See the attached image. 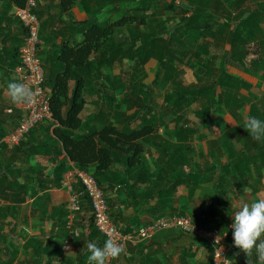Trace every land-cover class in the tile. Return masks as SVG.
<instances>
[{"label":"trees","instance_id":"trees-1","mask_svg":"<svg viewBox=\"0 0 264 264\" xmlns=\"http://www.w3.org/2000/svg\"><path fill=\"white\" fill-rule=\"evenodd\" d=\"M251 1H255L254 6L250 4ZM26 2L27 0H10V4L3 10L5 22L13 23L7 18L12 4L23 7ZM76 3H80L83 8V15L81 20L72 23L70 29H73V35L66 37L63 36L61 29L55 30L56 37L63 36L62 44L53 45L45 56V64L42 62L45 72L44 84L49 90L52 119L44 120L31 129L25 136L28 139L24 138L12 148L11 157L28 162L39 154L58 157L66 152L71 160L77 162L80 170L87 171L95 177L105 194L111 217L122 225L124 233L151 223L143 221L137 215L138 212L154 211L157 212L158 218L188 214L200 227L219 229L233 237V231L229 228L233 218L219 211L220 203L226 197L228 187L236 182L237 178L249 177L245 167L252 162L264 166V140L257 141L249 135L244 128L241 113L248 105L250 107L248 116L264 120V94L259 97L252 90L255 84L260 83V86L261 82L264 84V0L261 2L256 0H170L169 2L166 0H57L59 14L44 10L47 12V19L60 22L62 15L68 9H72ZM159 8L169 12L166 19L158 18L163 26L160 25L158 30L143 32L140 25L149 24L148 21H157L155 16ZM34 11L41 22V40L46 24V20L42 21V14L46 12ZM19 22L16 23L18 29L10 32L9 25L6 23V26L2 27L0 19V37L3 43L0 49V62L4 59L9 60L8 66L12 69L20 64L19 50L27 33ZM76 33H80L82 38L77 39ZM70 43L73 45H69ZM251 43H255L262 52L259 51L256 57L248 60V47ZM226 44H229L230 50L225 55H220V52L224 53ZM39 46L40 43L38 48ZM92 54L93 56L90 57ZM38 55L40 58L41 54ZM220 58H223L224 62L221 63L220 73L217 75L216 62ZM150 59L159 62L153 84L160 88H165L170 82L177 84L175 90L167 91L165 94L169 113L161 119L153 113L158 105L155 89L151 84L143 85L138 76L142 74L145 64ZM125 60L132 62L125 72L129 76L130 93L129 90L121 91L120 73L111 75L105 71L106 68L115 70L117 64L123 66ZM228 63H239L248 76L256 78V82L237 75L233 71L236 69L234 66L227 68ZM94 64H97L96 71H92ZM184 64L199 69L203 75H199L192 84H184L177 80L180 67ZM72 80L74 86L70 85ZM9 81H13L12 76ZM96 81L101 102L100 109L84 121L82 111L86 103V94L92 92L93 89L90 88ZM119 92H123L124 96L120 100ZM204 99L202 109L195 112L197 120L189 123L182 114L184 107H189L193 100ZM131 109L135 111L127 115L126 112ZM211 110L218 114L219 120L226 117L230 125L228 132L245 130L237 138V141L241 142V147L238 149H235L231 142L229 133L224 139L228 151L227 163L219 162L218 166L211 168V173L206 174V169H203L199 162H192V158L183 151V145L174 143L176 149H172L171 143L163 139L158 144L160 148L158 158L151 165L146 164L141 168V162L137 160L140 148L138 140L141 137L157 132L158 128L167 121H175L177 135L182 140L195 134L203 138L201 131L212 123ZM21 116L22 114L13 107L12 113L2 123H11L13 130ZM137 116L141 119L140 124L131 127ZM78 130L84 134L75 136L74 132ZM38 133L44 137L42 143L34 142ZM2 138L3 133L0 134V147L6 148L7 145L2 142ZM126 143L132 144L134 153L130 152L131 148L126 147ZM216 160L220 161L217 157ZM116 164H120L122 168L113 169ZM90 165H94L95 168L90 169ZM65 168L63 162L51 170L55 178L50 180L48 186L60 185ZM12 174L11 168L6 172L0 167V198L9 202L0 205V211L4 214L3 228L9 224L7 218L15 206L25 201L23 191L27 186L17 180L13 182ZM211 179L216 181V191L212 198L209 197L208 201L207 198L203 199L199 206L187 211L188 202L195 190L201 188L203 182ZM246 182L249 183V180ZM141 183H145V186L142 187ZM182 185L188 186L190 194L186 197L180 194L177 204L178 199L175 198L177 189ZM74 188L76 191H81L83 187L81 184H75ZM120 189H123L122 199L127 195L132 196L135 200L131 201L133 207L136 208L139 204V209H143L128 213L131 203L124 209L115 208L114 200L109 193L120 194ZM257 189L253 186V191ZM139 195V200L140 198L148 200L152 197L157 198L158 201L154 206L147 207V204L141 206L140 201L135 199ZM79 200L80 210L84 208L91 210L90 236L102 237L98 242V246L102 247L105 239L94 225L89 194L82 193ZM123 202L126 204L124 199ZM55 214L60 218L57 221L54 219ZM67 215L63 205L52 209V219H50L53 222L52 227L56 226L62 232L56 234L58 238L66 239L68 236V232L64 229L68 224ZM53 236L55 237L50 234L47 243L38 247L40 250L35 252L33 259L27 258L21 264H30L28 262L31 261V264H42L45 254L51 257L55 253L54 249L59 252L64 243L56 237L53 241ZM7 237L8 234L0 233V242L5 244L4 249L0 248V255L2 252H9L5 257L0 256V264H15L18 252L17 250L10 252L6 243ZM194 238L206 245L212 262L213 248L198 235L194 234ZM234 250L239 251V248ZM228 256L233 258L230 254Z\"/></svg>","mask_w":264,"mask_h":264},{"label":"crops","instance_id":"crops-1","mask_svg":"<svg viewBox=\"0 0 264 264\" xmlns=\"http://www.w3.org/2000/svg\"><path fill=\"white\" fill-rule=\"evenodd\" d=\"M261 1L262 0H256V2ZM8 4H10V0H0V19L2 20L1 26H6L7 23L10 28L9 31L12 32L18 29V26L16 27V23L19 21V19L16 17L14 11L17 6L12 4V9L9 10V12L7 13V18L8 20L11 19L13 23H10V21L5 22V19H3V10L8 6ZM56 4L57 0H42L39 5V11L46 12L44 10H47V12L56 13L58 15L59 10ZM250 4L254 6L255 1H251ZM82 9L83 8L81 7L80 3H76L72 7V9H68V11H66V13L62 15L61 19H59L60 22L49 21L47 19V12L45 14H42V21L46 20V24H44L45 28H43V37L40 40L38 53L41 54L40 58L42 59V62H44V64L46 60L45 56L47 52L53 48V45L62 44L61 41L63 36L67 37L69 35H73V29H70L71 25L74 21L81 20L83 15ZM57 29H61L63 31V36L59 35L58 37H56L54 35V31ZM75 36L77 39L82 38L80 33H76ZM1 41L2 37H0V49L3 46V43ZM69 45L72 46L73 43H70ZM255 45V43H251L252 47H248V54H254L256 57L257 54H259V51L262 52V50L261 48H258L257 45L256 47H254ZM229 49V44H226L225 50L223 51L224 53L221 54L220 52L219 54L225 55L227 51H229ZM92 56L93 54L90 57ZM221 60L223 61V58L218 59L216 62L217 70L215 71V73L217 75L220 73L219 71L222 65ZM9 62L10 61L7 59H4L2 60V62H0V134L3 133L2 142L3 139L8 135L7 133L13 127L11 123H2L5 122L10 113H12V111L9 112V110H12L14 107L21 114H23L24 112V106L14 104L8 94L7 85L10 82V76H12V80L20 82L16 75V70L20 66V64L15 69H12L8 66ZM183 67L185 66L182 65L180 68ZM127 68H125V71L128 70ZM112 70L114 69L107 68L106 72L110 74ZM235 70H238L243 73L241 77L245 76L249 78L251 82H256V78L254 76H248V74H246L244 71L245 69L239 70L236 68ZM176 78H178V76ZM196 80L197 79H195L194 82H196ZM182 82L184 81L182 80ZM186 83L192 84L184 82V84ZM92 84L93 86L90 89L93 90L90 94H86V103L84 104L85 106L82 111V117L84 121H86L92 115L96 114L99 111L101 105L97 91L98 82L96 81ZM70 85L74 86L73 80L70 82ZM255 86L252 88V90L257 93L259 97H261L264 94H262L264 84L263 86L261 85L259 88ZM164 100L166 102L165 97ZM156 101V103L158 104L159 97H157ZM203 102H205V99L193 100V102H191L192 104L189 107H184L182 114L186 119L189 120V123H193L197 120L195 112L202 109ZM165 105L167 110L162 114L161 118H163L167 113H169L167 103H165ZM158 107L159 104L156 106L155 109L158 110ZM249 109L250 107L248 105L245 106L243 110L244 114L248 115ZM131 111L132 109L128 110L126 114L130 115L134 112ZM153 113L157 114V111L154 110ZM157 116L159 117L158 114ZM210 116L212 118V123L201 131L203 132V138H200L199 135L195 134L193 135V137H189L186 140H184V138L182 140V138L178 137L177 135V125L175 121H167L165 124L161 125L158 128L157 132H151L149 134H146L144 137H141V139L138 140L140 148L138 150L139 154L137 157V160L139 159L141 162V168L146 164L151 165L152 162L158 158L160 153V148L158 144L162 142L163 139L171 143L172 149H176V147L173 146L174 143L178 144L179 146L183 145V151H185L189 158H192V162L196 161L197 159L201 167L203 169H206V174L211 173V168L218 166L219 162H221L222 164L227 163L228 151L226 150L227 146L225 145L224 140L227 137V134H230L231 142L236 147L235 149L241 147V142L239 140L237 141V139L234 138L232 132H228L230 125L226 117L219 120L218 114L213 110H211ZM242 116L244 119V115ZM137 117L131 123V127H136L140 124L141 119ZM163 126H165V132H162L160 129ZM81 134H84V132H82L81 130L74 132L75 136ZM241 135L242 133L239 132L238 137H240ZM27 139L28 137L25 138V140ZM43 139V135H39L38 133V136H36V140L34 142L42 143ZM131 145L132 144L130 143H126V147L131 148L130 152L134 153L135 149L131 147ZM178 145L177 147L179 148ZM161 149L163 150V147ZM11 150L12 148L8 147L0 149V167L3 171L5 170L6 172H8L11 168L13 172V174L11 175L12 181L16 182L17 180L19 183L26 184L27 186L26 190L23 191L25 201L15 206V208L12 210L11 215L7 218V223L9 224H6L4 228L2 220L4 214L2 211H0V233L8 234L6 243L7 246H9L8 248H10V252H15V250H17L18 252V257L15 261V264H21L27 258L29 260L33 259L35 257V252H37V250H40V248L38 247H40V245L44 246L47 243L50 234H53L56 237V234L62 233L61 229H58V227H52L53 222L50 220L52 219L51 215L53 207L60 205H63L68 213V224L64 228L65 231L68 232V236L66 239L56 237V239H58L59 241H63V246L60 247L59 252L54 249L55 253L51 257H48V255L45 254V262L43 261L42 264H88L89 253H87V249L85 248V242L94 241L98 244L99 240L102 239V237L90 236L91 210L86 208L81 209L74 214L72 219L69 218L68 199H70L72 193L76 191V189L74 188L75 183L71 184L72 187L70 186V183L75 179V175L80 169L77 162L71 160L66 155V152H63L58 157L49 154H39L31 158V160H29L28 162L21 161L17 160L14 157H11ZM216 157L219 158L220 161H217ZM63 162L66 168L62 174L60 185L48 186L50 184V180L55 178L54 175L51 174V170L54 167L59 166ZM89 168L94 169L95 166L90 165ZM119 168H122L120 164H116L113 167V169ZM245 168L247 176L249 177H239L237 178L236 182H233V184L228 187V193L226 197L222 199L220 203L221 206L219 207V211L222 214H225L227 216L231 215L230 217H232V215L244 203L253 201L257 198L258 195H264V166H261L259 163L254 164L252 162ZM215 179L203 182L201 184V188L195 190L194 195L188 202L187 211L194 209L196 206H199L200 202L203 201V199L207 198L208 201L209 197L212 198V195L216 191ZM248 180L249 183L246 182ZM141 184L142 187L145 186V183ZM250 184L252 187L250 186ZM253 186L258 189L256 191H253ZM121 191H123V189H120V194H118L117 192H110L109 195L114 200L115 208L120 207L124 209L126 206L128 207V204L131 203L132 196L130 197L127 195L125 196V198H123L126 201L125 204L122 199ZM180 194L184 195L185 197L189 196L190 190L188 186H180L177 189L175 198L178 199ZM141 200L143 199L140 198V204ZM145 201L148 207L154 206L157 203L158 199L151 197L150 199ZM178 201L179 199L176 200L177 204ZM7 203L9 202L4 201V199L0 198V205ZM139 207V204L136 206L135 209H131V206H129L128 210L130 212L128 213L138 212V210L140 211L143 209H139ZM137 215L141 219H143V221L146 220L149 222H152L153 220L158 218L157 212L154 211H141L138 212ZM54 219L57 221V219L60 218H58V216L55 214ZM226 233L227 232L225 231H221V234L223 235L224 239L223 246L225 247L227 254L232 255V259H234L237 264H247L245 253L240 249L239 251L234 250L237 247L234 246L233 237H230L228 233ZM55 237L53 236V241H55ZM180 238H186L188 240L190 239V241L185 242ZM3 247H5V244L0 242V248ZM125 247L129 254L121 255L118 260H113L112 264H211L210 253L206 245H203V243L197 239H192L190 234H186L177 229H167L160 231L150 239L139 242V244L127 243ZM6 254H9V252H2L0 256L5 257L7 256ZM183 255L185 256L183 257ZM67 258H71V260H67ZM252 262L253 264H257V257L255 252H253ZM28 263L31 264L32 261Z\"/></svg>","mask_w":264,"mask_h":264},{"label":"built area","instance_id":"built-area-1","mask_svg":"<svg viewBox=\"0 0 264 264\" xmlns=\"http://www.w3.org/2000/svg\"><path fill=\"white\" fill-rule=\"evenodd\" d=\"M42 0H27L25 6H17L16 17L25 27L27 33L19 50L20 66L16 75L20 82L26 83L35 93V100L31 104H25L24 112L18 120L16 127L3 139L8 148H13L21 142L27 133L44 120L52 119L50 107L49 90L45 87V72L41 58L38 55L40 43L41 22L34 11ZM12 110L10 109L9 112ZM81 184L82 190L72 193L68 199L69 218L80 210V196L86 192L89 194L92 203V214L94 225L103 236L105 241L109 235L116 238L119 243L139 244V242L152 238L156 233L177 229L185 233H194L208 242L213 248V259L211 264H237L226 252L223 235L219 229H207L200 227L188 214L163 216L153 220L151 223L137 227L132 232L124 233L122 225L116 223L110 214V207L102 188L95 177L80 170L76 173L75 179L70 183ZM111 260L109 264H112Z\"/></svg>","mask_w":264,"mask_h":264},{"label":"clouds","instance_id":"clouds-1","mask_svg":"<svg viewBox=\"0 0 264 264\" xmlns=\"http://www.w3.org/2000/svg\"><path fill=\"white\" fill-rule=\"evenodd\" d=\"M8 94L14 104H31L35 93L26 83L11 81L7 85ZM244 128L257 141L264 140V120L244 114ZM230 228L233 230L234 246L246 255L247 264H253L255 252L257 264H264V195H258L251 202L244 203L233 215ZM227 234V233H226ZM225 234V235H226ZM88 264H109L118 260L121 255H128L124 244L109 235L103 246L94 241L85 242Z\"/></svg>","mask_w":264,"mask_h":264},{"label":"rangeland","instance_id":"rangeland-1","mask_svg":"<svg viewBox=\"0 0 264 264\" xmlns=\"http://www.w3.org/2000/svg\"><path fill=\"white\" fill-rule=\"evenodd\" d=\"M166 1H170V0H166ZM40 5V4H39ZM39 5H38V7L36 8V10H39ZM162 8V7H161ZM161 8H159V10H158V12H157V14H156V16L155 17H157V21H155V22H149L148 21V23L149 24H142V25H140V29L143 31V32H145V33H147L148 31H151L152 29H155V30H158V29H160V22H159V19L158 18H163V19H166L167 17L166 16H168L167 14H169V12H166V11H164L163 9H161ZM113 19H115V17L113 18ZM150 19V18H149ZM148 19V20H149ZM175 19H177V18H175ZM161 26H163V25H161ZM131 27V25H129V28ZM128 28V27H127ZM249 47H252L251 45L249 46ZM254 47H256V45L254 46ZM230 50V49H229ZM258 53V52H257ZM255 54H256V52H255ZM255 57V55L254 54H248V60H251V59H253ZM222 61V60H221ZM222 62H224V61H222ZM221 62V63H222ZM132 64V62L131 61H129V60H125L124 62H123V66H120V65H118L117 64V67L115 68V70H112L111 72H110V74L111 75H115V74H119L120 73V76H122V79H121V82H120V84H121V91H125V90H129V84H128V79H129V76L127 75V74H125V68H127V67H130V65ZM97 64H94L93 65V68H92V71H96L97 70V66H96ZM234 66L235 68H237V69H239V70H243V68H242V66L239 64V63H235V64H229L228 63V65L227 66ZM184 66L185 67H183V68H181L180 69V75H179V77L178 78H176L177 80H179V81H184V82H188V83H192V82H194V80L195 79H197V77L199 76V75H201L202 73H201V71L199 70V69H197V68H195V67H190V66H188V65H185L184 64ZM246 66H248V65H246ZM159 68V62H158V60H156V59H151V60H149L148 61V63L144 66V70H143V72H142V74L140 73V74H138V76H139V79H140V81H141V83L143 84V85H146V84H151L152 86H153V88L155 89V91H156V96L157 97H159V102H158V104H159V107H158V110L157 109H155L156 111H157V114L159 115V117L161 118V116H162V114L167 110L166 109V105H165V100H164V97H165V94H166V92L167 91H173V90H175L176 88H177V84H176V82H173V83H168V85L165 87V88H160V87H157V85H155V84H153V81H154V79H155V77H156V73H157V69ZM127 69H129V68H127ZM105 71H107V68L105 69ZM237 75H239V76H242L243 75V73H241L240 71H238V70H233ZM121 72H123V73H121ZM203 75V74H202ZM181 77H183V78H181ZM182 83V82H181ZM261 84H262V86H263V83L261 82ZM258 88H259V86H260V83H258V85H256ZM166 90V91H165ZM129 93H130V90H129ZM264 93V88H263V92H262V94ZM124 96H123V92H119V95H118V98H119V100L120 99H122ZM133 111H135V109H132V111L131 112H133ZM138 118V117H137ZM244 125V124H243ZM166 128H167V126H166ZM161 129V131L162 132H165L164 131V129H165V126H163V127H161L160 128ZM242 129V128H241ZM167 132V131H166ZM240 132H245V130L244 129H242ZM233 133V135H234V138H236L237 139V137H238V134H239V132H232ZM196 161H198L197 159H196ZM199 162V161H198ZM139 197H140V195L139 196H137V201L139 200ZM131 201L133 202V201H135L133 198L131 199ZM146 204V201L145 200H141V206L142 205H145ZM131 209H135V207H133V206H131ZM188 234H190V236L192 237V239H197V238H194V234L193 233H188ZM177 238H179V237H177ZM180 239H182V240H184L185 242H189L190 241V239L188 240V239H186V238H180Z\"/></svg>","mask_w":264,"mask_h":264}]
</instances>
